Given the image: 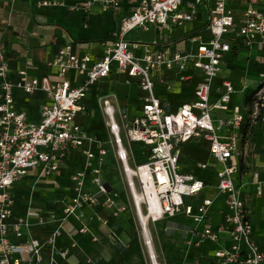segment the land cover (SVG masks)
Here are the masks:
<instances>
[{"label": "built area", "instance_id": "built-area-1", "mask_svg": "<svg viewBox=\"0 0 264 264\" xmlns=\"http://www.w3.org/2000/svg\"><path fill=\"white\" fill-rule=\"evenodd\" d=\"M241 10L235 17L233 3ZM129 12L121 20L119 33L105 43L99 59L85 53L79 55L73 44L63 45L49 62L55 77L30 76L19 71L11 80L6 54L0 49V264H62L68 261L71 248L57 246L72 217H79L83 206L100 207L113 213L134 210L148 248L150 264H161L156 252L150 225L163 220L186 216L195 226L184 232L187 251L209 242L217 246L207 262L195 254L187 264H264V250L256 240L243 184L236 182L239 159L247 155L241 145L257 124L264 127V53L260 58V81L251 88H238L232 80L217 87L212 98L214 81L223 70L225 55L233 45L246 48L259 46L264 51V0H126ZM40 6H63L59 0H43ZM99 5L104 12L123 9L122 0H81L70 10L89 15ZM208 11L209 21L187 38L195 50L182 53L159 47L157 42L129 41L126 34L142 27L160 32L183 27ZM165 71L175 73L167 78ZM200 73L196 82L195 100L173 107L163 104L156 95V86L175 92ZM113 72L137 81L145 93L139 113L131 114L113 92L98 96L92 105V88ZM43 95L37 122H29L25 111L17 108L16 93ZM244 98L245 110L232 107L233 95ZM98 111L103 130L97 134L85 119ZM228 112L220 116L217 112ZM207 145L209 157L220 164L218 182L209 184L200 174L209 163L197 161L196 170H184L182 151L187 143ZM141 144L139 161L135 145ZM81 161V162H80ZM81 163V167L78 164ZM78 166V167H77ZM72 170V185L62 189L64 204L58 217L56 210L43 211L28 207L25 214L15 215L16 184L33 177L54 178L61 170ZM115 180H109L110 171ZM200 170V171H199ZM119 185V188L116 187ZM214 189L212 197L199 204L188 198ZM264 194V180L257 181L256 195ZM222 198V223L216 230L208 222L215 201ZM47 214L45 217L42 213ZM55 223L49 236L35 237V225ZM107 223V220H104ZM80 232L87 233L82 227ZM222 232V233H221ZM221 233V234H220ZM226 234L227 244L222 240Z\"/></svg>", "mask_w": 264, "mask_h": 264}, {"label": "crops", "instance_id": "crops-1", "mask_svg": "<svg viewBox=\"0 0 264 264\" xmlns=\"http://www.w3.org/2000/svg\"><path fill=\"white\" fill-rule=\"evenodd\" d=\"M40 1L43 0H0V49L6 54V59L10 67L9 77L11 80L18 79L19 71L22 70L27 71L30 76L49 75L54 78L55 69L49 67V62L57 56L60 48L67 43L73 44L74 51L77 54L83 55L88 53L93 59H99L102 56L104 44L115 39L117 32L111 33V36L106 39L92 38L91 40H83L81 39L82 37H87L80 35L81 27L87 29L94 26L97 31H100L101 29L107 31L109 27L114 28L117 23L116 27L120 30L121 20L124 15L129 12V9L126 10L124 7L117 13L104 12L101 7L97 5L89 15H84L80 12L70 10L71 5L78 3L81 0H59L64 3L63 6L51 7L40 6L38 4ZM200 13L203 16L205 13H208V11L205 7H201ZM110 19H113V21L116 22L114 24L113 22L110 23ZM79 23L80 27H77L79 26ZM202 27L195 29L194 26H187L186 24L183 28L184 32L187 33L177 38H173L172 36L175 27L162 32L155 27H151L148 31L153 29L156 34L161 35V39L133 41H140L143 43L157 42L159 47L164 48L171 53L176 51L187 53L195 50V44L187 38L188 33L195 32ZM163 33H167L168 37L164 38ZM93 34L94 33H92V35ZM263 53L264 51L259 46H254L249 49L242 45L234 44L232 50L225 55L222 72L214 81L212 98L219 95L216 89L217 87L222 86L224 80H232L238 88H242L245 84H250L251 88L256 85L260 81L263 69L262 63L260 62ZM194 74L195 77L192 81L176 88L177 90L175 92L168 91L165 86L158 84L155 88L156 95L160 98L163 104H170L173 107L193 102L195 100L194 89L200 73H197L196 71ZM164 76L167 78H173L175 77V73L165 71ZM133 82L139 87L135 80H131L127 83ZM103 94L105 93L91 95V102ZM172 95L182 96L183 102L181 104L175 103L174 100L169 98V96ZM141 98L142 95L140 96L139 105L137 104V106L134 107L129 104L128 100L124 103H122L120 99L119 101L122 106L128 107L131 114L134 112V114H136L139 113L141 109ZM42 101L43 95L40 93L30 96L21 95L19 92L16 93L17 108L25 111L27 115L28 111L32 112L37 121L39 119V109ZM235 105L236 102L233 99L232 107H235ZM237 105L241 106L242 110L246 109V104L244 103L242 95H240L239 103ZM217 113L220 116H227L229 114L228 112L222 111H218ZM246 139L247 141H245V144L241 145V150L245 147V149H247V155L239 159L240 171L235 179L237 183L243 184L248 206L252 213L251 220L256 235L253 215L255 214L257 206H264V194L261 196L256 195L257 181L264 180V127L261 124H257L252 130V133L247 136ZM197 143L200 142L187 144ZM187 144L183 148L182 156ZM210 159L211 158L209 157L207 161H210ZM64 170L72 171L67 169ZM64 170L59 171L58 175ZM192 170H196V168L194 167ZM114 174L115 171H110L108 175L109 180H115ZM70 185H72L71 180H69V183L61 184L55 177L41 179L38 182H36V179L33 177H27L16 184L13 188V193L15 195L14 214L16 216L25 214L28 207L34 206L43 211L55 209L58 217H60L63 212L64 204L69 201L68 198L63 197L65 191L62 189L69 187ZM26 187L28 194L24 198L22 195ZM42 193L49 197H42ZM54 193H56L57 196L53 195ZM210 193L211 194L207 196L212 197L214 195V189H212V192ZM259 198L262 199V202L256 201ZM253 201H256V205ZM192 202L196 205L200 203ZM215 206L218 209V214L222 218L221 211L224 209L222 198L215 201L213 207ZM213 207L211 208L210 218L208 220L211 222L213 221ZM40 213L45 217L48 216L43 212ZM78 216V218L72 217L70 219V222L65 227V231L57 241L58 247L62 248L67 246L71 248L69 260L61 261L62 264H146L145 251L140 245L137 244L130 248L127 245V243L134 237L135 233L132 216L129 211L116 214L100 207L85 205L78 210ZM180 217L185 216H178L174 219L163 221L169 223ZM104 220H107V223H104ZM190 220L191 222L182 229L181 234L178 236L180 239L177 242V246L172 243L171 238L167 241L168 246L162 245L159 247L162 259H167L164 264H168L171 260L170 258L176 257L177 253V263L180 264H187L189 261H192L195 254L202 256L206 262L208 260L210 261L212 258L213 250L217 246L212 242L204 244L200 248L191 247L189 252L186 253L187 244L184 232H187V236L191 237L192 235L188 229L195 226L194 221L192 219ZM222 221L223 220L221 219L219 224L213 228L217 230ZM208 225V222H206L202 224L201 227ZM84 226L88 228L87 233L79 231ZM54 227L55 223H48L42 226L35 225L32 229V233L35 237L44 240L49 236ZM256 240L264 250V241L262 238L256 236ZM117 242H121L123 247L114 246ZM226 243L228 244L229 241L226 240ZM116 259L120 261L114 263Z\"/></svg>", "mask_w": 264, "mask_h": 264}, {"label": "rangeland", "instance_id": "rangeland-1", "mask_svg": "<svg viewBox=\"0 0 264 264\" xmlns=\"http://www.w3.org/2000/svg\"><path fill=\"white\" fill-rule=\"evenodd\" d=\"M233 7H234V11H235V17H236V19H238L239 16L241 15L239 3L237 1H235L233 3ZM201 13L198 14L192 22L187 23V26L192 25L195 27V29H197L199 27L206 25L209 21V15H208V13H205L202 16ZM109 21H110V23L113 22V24L116 22V21H113V19L112 20L110 19ZM116 26H117V23L115 24L114 28L109 27V29L107 31H104V29L97 31V29H95L94 26H92L91 28H87V29H83L81 27L80 35L87 37V38L82 37L81 39L91 40L92 38L93 39L94 38H98V39L109 38L111 36V33H113V32L119 33L120 30ZM77 27H80V23H79V26H77ZM92 33H94V34L92 35ZM186 33L187 32H184L183 27H175L174 31L172 32V36H173V38H177V37H181V36L185 35ZM163 34H164V36H163L164 38L168 37L167 33H163ZM88 37H91V38H88ZM125 38L128 40H131V41H133V40L151 41L154 39H156V40L161 39V35L156 34V32L153 29L151 31H146L142 27H137V28L129 31L126 34ZM179 46H181V45H179ZM126 79L127 78L125 76H122V75L117 74L116 72H113L111 77L107 78L106 80H102L98 84H96L92 88L91 93L92 94H96V93L100 94V93L113 92L118 96V98L120 99V101L122 103H124L126 100H128L130 105H132L133 107L137 106V104L139 105V102H140V96L142 95V97H143L144 92L137 86V84L135 82L127 83ZM169 98L171 100H174V102L177 104H181L183 102L182 96L172 95V96H169ZM239 98H240V95H233V99L235 100L236 105L239 103ZM135 108H138V107H135ZM101 120H102V117H101L100 113L97 110L96 111L94 110V114L91 116V118H86L85 123L87 125H90L91 123H93L94 125L99 126L102 123ZM28 121L29 122H37L36 117L30 111H28ZM140 149H141V144H136L135 150H136L137 154L140 153V151H139ZM208 153L209 152L206 149V145H204L203 143L187 144V146L185 148V152H183V156H182V163H183L182 167H183V169L184 170L194 169L195 163L197 161L207 162V160L209 159ZM147 158L148 157L146 154L141 155V156L139 154V161H143L144 159H147ZM208 163H209V167L206 170H202V171L199 170V171H200V174L202 175V177L209 184L215 185L218 182L216 171H217V169L221 168V165L215 163V161L212 159H210V161H208ZM79 167H81V164H79ZM71 173L72 172H70V171L64 170L60 173V175H56L55 178L58 179L59 183L66 184V183H69ZM116 187L119 188V185H116ZM24 192L25 193H23L22 196L25 198L28 194L27 187H26ZM210 192H212V189L208 188L205 191H203L200 195H198L197 197L188 198V201H191V202L194 201L196 203H199L204 197H206L207 195H210L211 194ZM42 195H43V193H42ZM53 195L57 196L56 193H54ZM42 197L48 198L49 196L43 195ZM256 201L262 202V199L259 198ZM256 201H253V203L255 205H256ZM127 211H129L130 215L132 216V222H133V225L135 228L134 237L127 243V245L129 246V248L132 246H136L137 244L140 245V247L145 251L146 264H150L148 248H147V245L145 244L144 238L142 236V232H141L142 229H141L140 223L137 220L135 213H134V210L132 208H129V210H127ZM212 214H213V221L212 222L208 221V224L210 226L214 227V226L219 224V222L222 218L218 214V209L216 206L213 207ZM189 222H191V220L185 216V217H180L173 222L168 223L167 221H160V222H157L155 224L152 223L150 225V230H151L152 235H153L154 246H155L156 251L159 254V260L162 264H164V262L166 263L167 259L166 260L162 259L161 255H160L159 247L162 245L168 246L167 241L171 238H172L171 239L172 243L175 246H177L178 245L177 242L180 239L178 236L181 234L182 229L186 225L189 224ZM253 222L255 225L256 236L258 238H262V240L264 241V206L263 205L256 207L255 214L253 215ZM221 236H222L221 238H222L223 242L225 243V241L227 240L226 235L222 234ZM114 246L123 247V244L121 242L120 243L117 242V244H114ZM171 256H173V255H171ZM177 256H178V253H177ZM177 256L170 258L171 260L169 261L168 264H180V263H177L178 262ZM119 261L120 260L116 259V261L114 263H117Z\"/></svg>", "mask_w": 264, "mask_h": 264}, {"label": "trees", "instance_id": "trees-1", "mask_svg": "<svg viewBox=\"0 0 264 264\" xmlns=\"http://www.w3.org/2000/svg\"><path fill=\"white\" fill-rule=\"evenodd\" d=\"M123 7L128 10L129 9V5L127 4L126 0H123ZM92 105L95 106V108H97L96 105V100L94 99L92 101ZM90 118V117H87ZM87 125V124H86ZM91 130H93L94 132H96L97 134H100V132H102L103 130V125L102 123L99 126L94 125L93 123H91L90 125H87ZM25 193V192H23Z\"/></svg>", "mask_w": 264, "mask_h": 264}, {"label": "bare ground", "instance_id": "bare-ground-1", "mask_svg": "<svg viewBox=\"0 0 264 264\" xmlns=\"http://www.w3.org/2000/svg\"><path fill=\"white\" fill-rule=\"evenodd\" d=\"M153 236V235H152ZM154 242V241H153Z\"/></svg>", "mask_w": 264, "mask_h": 264}]
</instances>
